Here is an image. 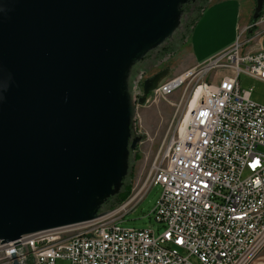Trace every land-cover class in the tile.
Listing matches in <instances>:
<instances>
[{
  "label": "water",
  "instance_id": "95a60500",
  "mask_svg": "<svg viewBox=\"0 0 264 264\" xmlns=\"http://www.w3.org/2000/svg\"><path fill=\"white\" fill-rule=\"evenodd\" d=\"M7 2L10 11L0 14V82L10 77L0 89L1 243L99 217L98 207L86 205L129 139L124 73L176 28L179 12L168 0ZM263 5L255 0L252 21ZM163 23L169 29L161 34ZM11 264H19L15 254Z\"/></svg>",
  "mask_w": 264,
  "mask_h": 264
},
{
  "label": "built area",
  "instance_id": "2783aa9c",
  "mask_svg": "<svg viewBox=\"0 0 264 264\" xmlns=\"http://www.w3.org/2000/svg\"><path fill=\"white\" fill-rule=\"evenodd\" d=\"M218 69L230 74L209 81ZM242 74L264 83V51L243 52L236 42L159 85L169 96L194 81L187 102L198 97L144 184L116 211L0 242V264H11L12 254L19 264H257L264 251V106L241 89ZM156 186L152 214L163 231L119 227L116 213L131 204L133 211Z\"/></svg>",
  "mask_w": 264,
  "mask_h": 264
},
{
  "label": "rangeland",
  "instance_id": "374dc122",
  "mask_svg": "<svg viewBox=\"0 0 264 264\" xmlns=\"http://www.w3.org/2000/svg\"><path fill=\"white\" fill-rule=\"evenodd\" d=\"M208 1L211 2V0H168V6L173 8L176 5L175 9L179 11L176 28L155 46L148 48L139 60L132 62L127 70L128 74L124 73L122 99L125 104L123 111L125 116L123 119H125V128L129 131V139L120 146L110 170L97 182L96 191L86 205L88 212L96 206L98 207L96 215L101 217L125 204L132 192L144 184L163 142L165 143L176 132L182 116L189 107L187 97L189 98L193 91L195 82H187L169 96L160 95L158 87L163 82L182 74L178 71L190 61V55L185 47L189 36L188 28L198 8ZM176 10L170 13V19L171 16L176 18ZM259 19L261 20V17ZM168 29L169 26H164L163 23L160 33L163 34ZM263 33L264 26L260 28L253 26L248 33L244 32L238 42L242 46V51L245 52L251 43V38L252 41H256ZM229 74L230 71L227 69H218L208 76V80L216 82ZM239 81L242 90H252V101H264V89L260 84L243 74L239 77ZM125 96L128 97L127 100ZM131 106L135 111L129 114L128 108ZM127 189L129 193L124 200H121V195ZM159 195L160 187H153L133 211L131 204L117 212L114 218H123L117 222V225L121 228L150 229L155 234H160L163 227L155 221L152 214Z\"/></svg>",
  "mask_w": 264,
  "mask_h": 264
},
{
  "label": "crops",
  "instance_id": "0c3cea01",
  "mask_svg": "<svg viewBox=\"0 0 264 264\" xmlns=\"http://www.w3.org/2000/svg\"><path fill=\"white\" fill-rule=\"evenodd\" d=\"M254 7V0H211L187 38L185 47L190 61L178 72L207 63L239 42L241 35L253 26H264V11L261 20L252 23ZM261 35L256 41L251 38L245 52L264 51V33ZM255 82L264 89L263 82ZM255 103L264 106V101ZM257 264H264V251Z\"/></svg>",
  "mask_w": 264,
  "mask_h": 264
},
{
  "label": "clouds",
  "instance_id": "9594fccd",
  "mask_svg": "<svg viewBox=\"0 0 264 264\" xmlns=\"http://www.w3.org/2000/svg\"><path fill=\"white\" fill-rule=\"evenodd\" d=\"M10 11V5L7 0H0V14H3L5 17ZM10 77H6L2 82H0V89L6 91L8 87V80ZM3 95H0V100H3Z\"/></svg>",
  "mask_w": 264,
  "mask_h": 264
},
{
  "label": "trees",
  "instance_id": "16d2710c",
  "mask_svg": "<svg viewBox=\"0 0 264 264\" xmlns=\"http://www.w3.org/2000/svg\"><path fill=\"white\" fill-rule=\"evenodd\" d=\"M208 3H209V1L206 2V3H204L202 6H200V7L198 8V10L196 11L197 14H196V16L193 18L192 23H191L190 27L188 28V34H187V35L190 34V32H191V30H192V28H193L195 22H197V20H198L199 17L201 16V11L204 9V7H206V5H208ZM187 9H188V8H187ZM262 13H263V12L260 13V15H259V17H258L257 19H259V18L262 16ZM257 19H256L255 21H252V23H255V22L257 21ZM127 188L129 189V187H127ZM128 189L125 190L124 193L121 195V196H122V197L120 198L121 200H124V199L126 198L127 194L129 193V192H128Z\"/></svg>",
  "mask_w": 264,
  "mask_h": 264
},
{
  "label": "bare ground",
  "instance_id": "6f19581e",
  "mask_svg": "<svg viewBox=\"0 0 264 264\" xmlns=\"http://www.w3.org/2000/svg\"><path fill=\"white\" fill-rule=\"evenodd\" d=\"M192 100L191 102L189 103V101L187 103H189V107L187 108V111L185 112V114L182 116V118L184 119V121H186L188 115H189V112L190 110L192 109L193 105L195 104L196 100H197V97H198V91H196L193 95H192ZM187 105V104H186Z\"/></svg>",
  "mask_w": 264,
  "mask_h": 264
},
{
  "label": "flooded vegetation",
  "instance_id": "af4514ba",
  "mask_svg": "<svg viewBox=\"0 0 264 264\" xmlns=\"http://www.w3.org/2000/svg\"><path fill=\"white\" fill-rule=\"evenodd\" d=\"M187 9V8H186Z\"/></svg>",
  "mask_w": 264,
  "mask_h": 264
}]
</instances>
